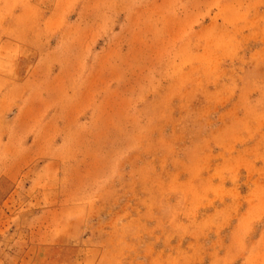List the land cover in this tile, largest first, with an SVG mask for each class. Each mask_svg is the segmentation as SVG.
I'll return each mask as SVG.
<instances>
[{
    "label": "rangeland",
    "instance_id": "rangeland-1",
    "mask_svg": "<svg viewBox=\"0 0 264 264\" xmlns=\"http://www.w3.org/2000/svg\"><path fill=\"white\" fill-rule=\"evenodd\" d=\"M1 76L0 200L46 179L81 207L88 264H241L264 219V0H0Z\"/></svg>",
    "mask_w": 264,
    "mask_h": 264
},
{
    "label": "crops",
    "instance_id": "crops-1",
    "mask_svg": "<svg viewBox=\"0 0 264 264\" xmlns=\"http://www.w3.org/2000/svg\"><path fill=\"white\" fill-rule=\"evenodd\" d=\"M0 79L6 78L1 76ZM52 168L54 164L48 162L41 167V171L46 175L47 170ZM45 180H41L40 187L31 185V182L24 187L16 184L0 200V264H88L89 254L94 252L91 247L93 238L79 233L81 207H53L56 198ZM249 182V190L239 193L243 201L245 195L255 194L260 176L251 177ZM240 185L237 184L238 191ZM252 185L254 188H251ZM232 190L233 186H227V191ZM243 205L242 202L238 204L241 208ZM257 205L255 208L263 206L264 209L263 202ZM259 215H252L246 221L251 228L259 219L260 235L250 239L242 235L245 238L244 248L237 256L241 264H264V219L261 220ZM255 242L259 244L255 245Z\"/></svg>",
    "mask_w": 264,
    "mask_h": 264
}]
</instances>
